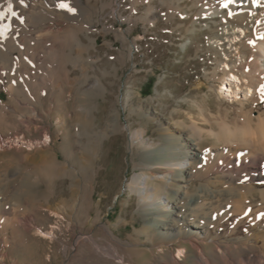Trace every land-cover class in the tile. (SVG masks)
Segmentation results:
<instances>
[{
	"label": "rangeland",
	"instance_id": "1",
	"mask_svg": "<svg viewBox=\"0 0 264 264\" xmlns=\"http://www.w3.org/2000/svg\"><path fill=\"white\" fill-rule=\"evenodd\" d=\"M109 1L90 2L96 48L87 63L61 67L29 37L25 46L16 39L13 92L5 80L0 85L1 103L16 109L0 122V264H163L172 256L190 264L192 245L178 247L177 229L162 234L176 219L171 201L181 197L227 204L218 222L239 224L232 237L245 226L262 234L264 162L230 172L228 154L246 150L215 136L235 97L230 75L210 77L218 51L209 35L220 16L199 18L195 34L186 27L205 0H113L114 15ZM60 19L62 29L73 23L62 15L50 23ZM244 34L238 27L232 41ZM18 50L35 53L34 61H20ZM59 50L76 55L75 46ZM245 93L238 86L236 94ZM263 110L260 103L250 116ZM27 116L44 128L20 127L17 119ZM190 134L198 155L184 161Z\"/></svg>",
	"mask_w": 264,
	"mask_h": 264
},
{
	"label": "bare ground",
	"instance_id": "2",
	"mask_svg": "<svg viewBox=\"0 0 264 264\" xmlns=\"http://www.w3.org/2000/svg\"><path fill=\"white\" fill-rule=\"evenodd\" d=\"M90 2L91 0H12L9 4L7 0H0V85L1 81L5 80L8 84L6 85L8 90L13 92L12 84L15 83L13 73L15 72L12 71L13 69L11 70V67L14 66L16 57L13 56V52L18 41L21 42V46L24 45L23 40L26 37L30 38L29 41H34V46L37 45V47L46 50L51 62H55L61 67L67 61H73V63L74 61L76 63L89 62L86 54L96 48V39L91 34L94 31L90 23L91 18H86V15L90 17L93 13ZM109 2L111 13L114 15L117 11V4L114 5L113 0ZM62 3L67 4L74 11L69 12L67 9L60 8L58 5ZM132 9H135V6ZM149 9L151 10V8ZM149 11L148 13H151ZM187 14L184 16L187 17ZM60 15L74 24L72 23L70 27L62 29L63 27L60 26L61 19L57 22V27L50 23L53 19L59 18ZM217 15L220 16V21L217 26L213 27L215 30L211 31L212 33L209 35V39L213 38L215 42L217 41L214 46L218 51V56H215L217 66L215 65V68L210 72V77L224 80V77L230 75L228 78L229 88L235 97L231 101V108H229L234 110V116L230 119L229 106L225 105L224 115L220 116L218 120L219 131L214 134L217 140L228 147L240 145L246 150L234 156L228 154L226 157V168L231 170L230 172L239 173L245 168L244 165L247 162H253L257 167H261L262 162H264V110L255 119L250 116L254 106L260 103L264 104V95H262L264 93V0H205L194 15L195 17L190 21L191 28L186 27V29L188 28V32L196 34L202 30L196 29L199 18H211L213 20ZM78 21L79 24H76ZM238 27L242 28L245 34L238 41L233 42L235 30ZM17 31L18 35L16 34ZM80 33L84 38L80 36ZM26 40L28 41V39ZM46 42H50V45H46ZM72 46L76 48V55L67 59L68 57L65 58L59 49L64 51ZM18 51L20 61H26V59L31 60V63L32 60L34 61L36 55L32 51H30L31 53ZM240 57L242 61L238 62ZM221 63L227 68L221 67ZM218 72H220V77ZM236 77L240 79V85L236 83ZM238 86L246 93L251 90V95L246 97L244 94H236ZM13 110H16L13 109V106L11 107L6 103L2 104L0 100V122L6 115H11ZM17 123L20 127L24 126L28 130L31 127L44 128L34 116L17 119ZM193 129L200 135L201 128L194 125ZM208 133L212 135V129L208 130ZM185 139L189 141L191 151L184 156V161L191 160L198 155L197 147H194L195 138L190 134ZM259 176L261 175L259 174ZM147 197L154 199L153 194H148ZM218 198L220 200L226 199L219 196ZM197 199L181 197L171 201L173 205H171L169 212L171 215H175L176 219L170 218L169 222L164 223L162 232L163 235H168L177 229V232L174 233L182 238L178 241V247H187L182 242L192 245L195 256L190 264H264V223L260 226L263 227L261 228V235L253 233L254 227L245 226L243 234L241 233L242 236L232 237L234 233L240 232L237 227L239 224L237 226L233 224L225 226L227 224L224 223L226 217L224 221L222 219L223 222H218V218L222 215L220 212L227 209V204L204 206L208 204H198ZM228 199L226 200L228 201ZM186 200H188L187 206L183 204ZM262 215L264 217V213ZM108 233L112 242L121 244V239L109 229ZM208 244L211 250L206 248ZM115 248L111 250V253H118L117 257L125 261ZM163 264L187 263L172 256L169 262H163Z\"/></svg>",
	"mask_w": 264,
	"mask_h": 264
},
{
	"label": "snow or ice",
	"instance_id": "3",
	"mask_svg": "<svg viewBox=\"0 0 264 264\" xmlns=\"http://www.w3.org/2000/svg\"><path fill=\"white\" fill-rule=\"evenodd\" d=\"M58 6H59L60 8L67 9L69 12L74 11V9L68 7V5H67V4H64V3H62V4L58 5ZM262 95H264V93H262Z\"/></svg>",
	"mask_w": 264,
	"mask_h": 264
}]
</instances>
